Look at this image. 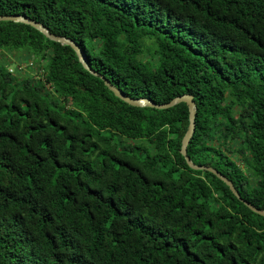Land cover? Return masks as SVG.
<instances>
[{
    "label": "trees",
    "instance_id": "1",
    "mask_svg": "<svg viewBox=\"0 0 264 264\" xmlns=\"http://www.w3.org/2000/svg\"><path fill=\"white\" fill-rule=\"evenodd\" d=\"M132 98L194 96L188 155L264 210V0H0ZM0 264H264V217L180 153L185 103L121 101L76 53L0 22ZM22 51L38 69L11 74Z\"/></svg>",
    "mask_w": 264,
    "mask_h": 264
},
{
    "label": "water",
    "instance_id": "2",
    "mask_svg": "<svg viewBox=\"0 0 264 264\" xmlns=\"http://www.w3.org/2000/svg\"><path fill=\"white\" fill-rule=\"evenodd\" d=\"M0 22H13V23H20V24L31 26L32 28H34L35 30L43 34L50 41L59 43L64 46L71 47L72 50L76 53L78 60L82 64L83 68L86 71H88L91 75L101 79L104 82L105 86L115 95V97H117L118 99L127 103L130 106L137 107V108H153L157 110H167L179 104L185 103L189 110V127L182 140V147H181L180 153L185 158L187 165L192 170L207 171L215 175L218 179H220L230 188L231 192L235 195L236 198H238L240 202H242L247 208H249L255 214L261 217H264V210L259 209L253 204H251L250 202L244 200L239 194V192L237 191V189L235 188L233 182L229 178H227L226 176H224L223 174H221L214 168L196 165L192 161V159L189 157L188 146L196 132V118H197V112H198L197 104L194 100L193 95L186 94L183 96H179L165 104H157L147 98L129 97L122 90H120L115 85H113L110 82V80H108L105 76L98 73L96 70H94L91 67L88 57L86 53L84 52V50L71 38L53 34L49 30V28H47L44 24L34 21L31 18L22 16V15H0Z\"/></svg>",
    "mask_w": 264,
    "mask_h": 264
},
{
    "label": "rangeland",
    "instance_id": "3",
    "mask_svg": "<svg viewBox=\"0 0 264 264\" xmlns=\"http://www.w3.org/2000/svg\"><path fill=\"white\" fill-rule=\"evenodd\" d=\"M5 55H7V56H13L14 59H12L10 66L13 67L15 70H17L22 63L23 64L24 63L27 64V63H29L31 61V60H29V57L28 56H26V55L23 54L22 51H18V52H14V53H7ZM31 62H33V61H31ZM35 66H37V65L35 64ZM34 67L31 70L27 71V72H23V74L24 73H29V74L35 76L36 75V72L38 71V69H36Z\"/></svg>",
    "mask_w": 264,
    "mask_h": 264
},
{
    "label": "built area",
    "instance_id": "4",
    "mask_svg": "<svg viewBox=\"0 0 264 264\" xmlns=\"http://www.w3.org/2000/svg\"><path fill=\"white\" fill-rule=\"evenodd\" d=\"M2 56V52L0 51V57ZM35 66V64H34V62H29V63H22L21 65H20V67L17 69V70H15L13 67H11L10 65L8 66V70H9V72L11 73V74H16V73H18V71L19 72H27V71H29V70H31L33 67ZM28 69V70H27ZM40 74H41V72H40ZM40 74L38 75V73H36V75H35V77L36 78H38V77H40Z\"/></svg>",
    "mask_w": 264,
    "mask_h": 264
}]
</instances>
